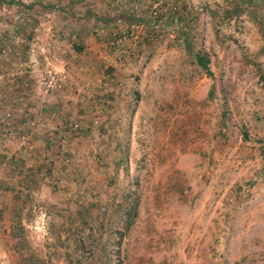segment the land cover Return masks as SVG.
I'll return each instance as SVG.
<instances>
[{
    "label": "rangeland",
    "instance_id": "1",
    "mask_svg": "<svg viewBox=\"0 0 264 264\" xmlns=\"http://www.w3.org/2000/svg\"><path fill=\"white\" fill-rule=\"evenodd\" d=\"M10 1L0 264H72L100 221L115 241L133 192L111 264L116 247L121 264H264V0Z\"/></svg>",
    "mask_w": 264,
    "mask_h": 264
},
{
    "label": "trees",
    "instance_id": "2",
    "mask_svg": "<svg viewBox=\"0 0 264 264\" xmlns=\"http://www.w3.org/2000/svg\"><path fill=\"white\" fill-rule=\"evenodd\" d=\"M0 2H3V0H0ZM10 2H13L12 0ZM196 62L198 65L204 69L206 72L208 71V59L197 55L196 56ZM208 94H211V90L208 92ZM116 209L118 212H120V223H119V229H114V233L117 235L115 238V241L109 242L105 237H103V230L104 228L110 227L112 228V224L108 225L107 223H104L100 221L97 226L94 228V231L92 229L88 230V232L85 235L84 240H80L77 243L76 251L78 253H81L80 255L72 256L69 258V261L72 264H111V253H109V246L111 244H114L116 246H120V238L123 237L124 232L128 229V227L133 222V219L136 216V208L138 205V198L135 195V193H128L125 196H123L121 199H119L116 202ZM82 223H86L82 221ZM108 250V251H107ZM114 254V264H121V258L119 255V248L116 247V250L113 251ZM87 253V257H86ZM69 257V256H68Z\"/></svg>",
    "mask_w": 264,
    "mask_h": 264
},
{
    "label": "built area",
    "instance_id": "3",
    "mask_svg": "<svg viewBox=\"0 0 264 264\" xmlns=\"http://www.w3.org/2000/svg\"><path fill=\"white\" fill-rule=\"evenodd\" d=\"M58 80V76L55 73H51V71L47 72L46 79H45V86L46 88L55 85ZM57 85V84H56Z\"/></svg>",
    "mask_w": 264,
    "mask_h": 264
}]
</instances>
